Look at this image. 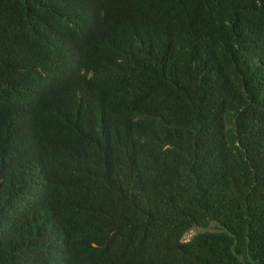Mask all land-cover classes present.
<instances>
[{
	"label": "trees",
	"instance_id": "1",
	"mask_svg": "<svg viewBox=\"0 0 264 264\" xmlns=\"http://www.w3.org/2000/svg\"><path fill=\"white\" fill-rule=\"evenodd\" d=\"M0 264H264V0H0Z\"/></svg>",
	"mask_w": 264,
	"mask_h": 264
},
{
	"label": "rangeland",
	"instance_id": "2",
	"mask_svg": "<svg viewBox=\"0 0 264 264\" xmlns=\"http://www.w3.org/2000/svg\"><path fill=\"white\" fill-rule=\"evenodd\" d=\"M215 226H210L209 228H204L200 226H196L192 228L189 232L186 233L184 240H189L193 238L198 232L204 231V230H214Z\"/></svg>",
	"mask_w": 264,
	"mask_h": 264
}]
</instances>
